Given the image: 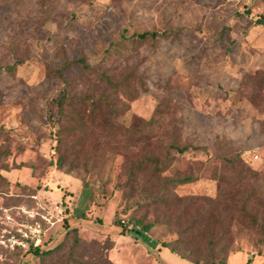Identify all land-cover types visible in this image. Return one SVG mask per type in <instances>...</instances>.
Masks as SVG:
<instances>
[{
    "label": "rangeland",
    "instance_id": "obj_1",
    "mask_svg": "<svg viewBox=\"0 0 264 264\" xmlns=\"http://www.w3.org/2000/svg\"><path fill=\"white\" fill-rule=\"evenodd\" d=\"M263 77L264 0H0V264H165L178 230L179 252L221 237L226 264H264ZM63 91L89 98L62 118Z\"/></svg>",
    "mask_w": 264,
    "mask_h": 264
},
{
    "label": "trees",
    "instance_id": "obj_2",
    "mask_svg": "<svg viewBox=\"0 0 264 264\" xmlns=\"http://www.w3.org/2000/svg\"><path fill=\"white\" fill-rule=\"evenodd\" d=\"M134 36H136L137 40L140 43L143 40L147 39V36H150L153 38L155 36V32L149 33L148 31H144L141 33H136ZM110 47L105 50L106 53L109 52ZM114 47H115L114 51H116L118 48L123 47V43H120V44L117 43L116 45H114ZM75 63L79 64L84 71H94V68L90 64H88L83 58H79ZM69 64H70L69 61H65L64 66L67 67ZM98 75L108 85H113L115 87H117V86L121 87L124 82H127V77L124 78L122 81H118V82L113 83L111 75L106 74L105 72H99ZM262 81L263 80L261 79V82ZM84 98H89V96H84ZM84 98H82V96L71 95L67 91H63V93L57 99V109H58L57 111H58V114L60 115V117H62V118L66 117L67 114H66L65 106H73L74 101H72V100H75L78 103L83 104ZM100 98L103 99L102 94L100 95ZM92 102H93V111L101 110L100 106L97 104V100H93ZM105 105L108 109V113H112L113 115H116L117 110H116L115 106L113 105V103H110L109 100H105ZM58 159L60 161L59 163L61 164L62 158H58ZM149 161L153 165V169H155V170L159 169L157 159L151 158V159H149ZM172 182H175L178 184H183V183L190 182V178H183L181 180L168 181V183H172ZM249 200H250V197L246 196L244 198V200L242 201V208L240 210V212H241L240 217L241 218H244L248 215L246 205L249 203ZM152 204H162L165 206H169V205H173V202H168L167 200L163 199L161 195H156V196H152ZM128 223H129V225H131V229H133L134 231H137V232L138 231L148 232L153 227V223L144 222L142 217L134 218L133 216H131L128 219ZM114 224L120 225L119 221H116V220L114 221ZM68 232H71L73 234L72 240L70 242V246L68 248L69 258L72 260H75L74 254L77 252V249L81 247V245L83 244V241L77 235V229L76 228H73V227L69 228ZM211 233H214V232L212 231ZM224 233H226V231H224ZM181 234H182V230H178V236L176 239H174L173 241H170V242L164 240L161 242V246L168 248L172 253H175L179 257H181L185 260H188L193 264H226V262H227L226 252L229 249L230 244H228V243L220 244L221 237H218L216 239H212L209 243V246L207 247V252L203 254L201 252V248L197 247V246H195L189 250H187V248H184V250L179 252L177 250V248L174 246V244L183 245L184 247H185V245H189V242H186L185 240H183L181 238ZM211 238H213V237H211ZM63 246H64L63 243H60L59 245H57L52 250H43V249H40L38 246H36L35 248L32 249V252L34 255H37L41 260V259H44V257H48L50 255L58 253L59 251H61L63 249ZM217 247H218V252L216 253L215 249H217ZM194 255H201V256H203L204 260L202 262H200L198 259L192 258ZM81 264H86V263L83 262Z\"/></svg>",
    "mask_w": 264,
    "mask_h": 264
},
{
    "label": "crops",
    "instance_id": "obj_3",
    "mask_svg": "<svg viewBox=\"0 0 264 264\" xmlns=\"http://www.w3.org/2000/svg\"><path fill=\"white\" fill-rule=\"evenodd\" d=\"M156 253L158 257L165 263L170 264V262L167 261L168 259H172V255L170 254V250L166 247L161 246L160 244L155 245ZM175 254V253H174Z\"/></svg>",
    "mask_w": 264,
    "mask_h": 264
},
{
    "label": "built area",
    "instance_id": "obj_4",
    "mask_svg": "<svg viewBox=\"0 0 264 264\" xmlns=\"http://www.w3.org/2000/svg\"><path fill=\"white\" fill-rule=\"evenodd\" d=\"M130 226V228H131V225H129Z\"/></svg>",
    "mask_w": 264,
    "mask_h": 264
}]
</instances>
